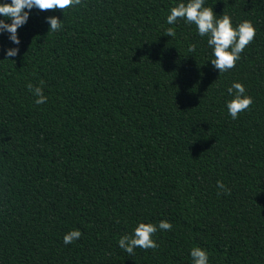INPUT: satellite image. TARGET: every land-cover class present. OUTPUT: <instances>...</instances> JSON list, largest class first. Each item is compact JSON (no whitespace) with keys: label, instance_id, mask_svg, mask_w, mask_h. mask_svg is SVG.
<instances>
[{"label":"trees","instance_id":"16d2710c","mask_svg":"<svg viewBox=\"0 0 264 264\" xmlns=\"http://www.w3.org/2000/svg\"><path fill=\"white\" fill-rule=\"evenodd\" d=\"M176 2L34 8L18 46L0 34V60L19 48L0 61V264H191L193 246L209 264H264V0H205L256 29L221 74L195 25L166 23ZM47 16L63 29L48 33ZM234 81L253 100L236 120ZM160 220L172 228L155 249L118 247ZM72 229L82 235L65 245Z\"/></svg>","mask_w":264,"mask_h":264},{"label":"clouds","instance_id":"9594fccd","mask_svg":"<svg viewBox=\"0 0 264 264\" xmlns=\"http://www.w3.org/2000/svg\"><path fill=\"white\" fill-rule=\"evenodd\" d=\"M81 4V0H0V34L7 33L8 39L14 45L20 44L17 29L27 23L32 9L53 10L74 8ZM178 19H182L189 25H195L196 33L201 38H207V46L211 50L210 63L219 74L235 67L241 59V53L249 45L255 35L256 29L251 21L243 20L233 25L232 18L228 14L217 15L213 8L205 6V0H177L168 9L166 23L175 25ZM10 20V23L7 22ZM49 26L48 33H56L64 27L63 20L56 16L45 17ZM175 33L172 27L167 29V36L172 37ZM195 45L189 44L188 51L194 52ZM19 53L18 47L4 49L5 59L15 57ZM43 85V81L40 82ZM28 89L36 97L35 104H44L47 97L43 94L41 86L27 85ZM229 99L225 102L227 114L236 120L238 115L249 108L253 103L252 97L246 95L245 86L237 81L227 87ZM217 194H227L229 189L222 181L216 182ZM172 224L167 220H160L158 224L147 221H138L133 227L131 234L122 235L118 239V247L129 255L136 248L155 249L157 243L153 239L159 230L169 231ZM82 233L79 229H72L63 235L65 245L72 244L80 239ZM209 252L200 246H193L189 250L191 264H209Z\"/></svg>","mask_w":264,"mask_h":264}]
</instances>
